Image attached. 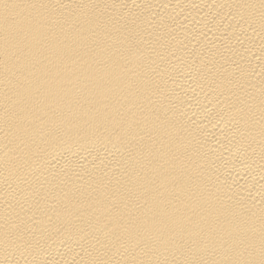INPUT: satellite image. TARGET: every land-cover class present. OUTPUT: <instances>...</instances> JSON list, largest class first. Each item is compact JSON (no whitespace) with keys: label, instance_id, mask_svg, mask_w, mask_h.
Returning <instances> with one entry per match:
<instances>
[{"label":"bare ground","instance_id":"1","mask_svg":"<svg viewBox=\"0 0 264 264\" xmlns=\"http://www.w3.org/2000/svg\"><path fill=\"white\" fill-rule=\"evenodd\" d=\"M0 264H264V0H0Z\"/></svg>","mask_w":264,"mask_h":264}]
</instances>
